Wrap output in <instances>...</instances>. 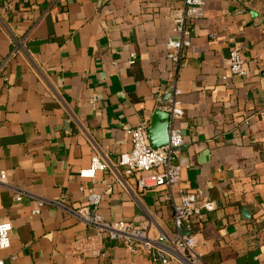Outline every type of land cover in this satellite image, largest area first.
<instances>
[{"label":"crops","instance_id":"obj_1","mask_svg":"<svg viewBox=\"0 0 264 264\" xmlns=\"http://www.w3.org/2000/svg\"><path fill=\"white\" fill-rule=\"evenodd\" d=\"M182 1L0 0V171L56 203L34 215L33 198L15 202L0 186V219L13 225L0 251L7 264H153L136 244L95 238L63 206L97 190L105 220L174 234L165 190L139 191L118 165L131 149L127 130L150 124L174 88L183 109L178 185L217 203L193 225L196 252L206 264H264V9L259 0H205L179 66L166 41ZM233 47L246 56L245 77L227 72ZM92 156L108 168L80 177Z\"/></svg>","mask_w":264,"mask_h":264},{"label":"built area","instance_id":"obj_2","mask_svg":"<svg viewBox=\"0 0 264 264\" xmlns=\"http://www.w3.org/2000/svg\"><path fill=\"white\" fill-rule=\"evenodd\" d=\"M182 7L174 11L172 24L174 37L166 41L167 58L184 66L186 61L181 56L183 52L191 47L192 33L196 25L205 16V0H183ZM215 33L210 37L214 38ZM15 52L12 50L11 55ZM134 58V55H131ZM226 69L230 75L245 77L248 75L247 60L243 50L233 47L226 57ZM226 76H222L225 79ZM180 91L173 90L168 103L161 105L159 109L169 114L168 141L157 148L149 144L147 130L148 121H140L137 125L127 130L131 141V149L121 153L118 165L123 168L126 176L134 175L139 191L149 189H164V199L171 205L172 221L175 232L172 236L159 232L157 235L149 234L147 225H135L130 221H108L101 217L96 208L102 200L101 192L91 191L86 198V204L64 209L81 223L90 226L95 231V238H106L112 241H122L127 245H137L141 251L147 254L153 264H206L195 250L196 240L191 234L193 225L205 220L206 215L217 208V203L210 199H200L191 190L181 187V166L174 163V158L183 145L184 139L181 130L175 122L183 116V109L179 100ZM108 163L101 162L97 156H92L90 166L79 171L80 177H94L96 171H104ZM0 186L7 189L15 202L23 197L35 200L32 210L34 215H39L46 205L56 204L54 201L46 200L29 191L11 185L6 180V173L0 171ZM183 226L185 234L181 232ZM13 225L8 219H0V251L8 250L11 243L10 233ZM85 250L87 239L78 240ZM103 255L102 253H97ZM0 264H7L0 258Z\"/></svg>","mask_w":264,"mask_h":264},{"label":"water","instance_id":"obj_3","mask_svg":"<svg viewBox=\"0 0 264 264\" xmlns=\"http://www.w3.org/2000/svg\"><path fill=\"white\" fill-rule=\"evenodd\" d=\"M172 93H173L172 91H169L163 95L162 99L158 101L159 107L161 105L168 103L169 99L172 96ZM169 120L170 118L167 112L159 108L154 110L151 117L149 128L147 130L149 144L152 148H157L167 143ZM242 215L247 218L250 216L246 208L242 209ZM180 229L182 233L184 234L186 233L183 226H181Z\"/></svg>","mask_w":264,"mask_h":264},{"label":"rangeland","instance_id":"obj_4","mask_svg":"<svg viewBox=\"0 0 264 264\" xmlns=\"http://www.w3.org/2000/svg\"><path fill=\"white\" fill-rule=\"evenodd\" d=\"M257 6H258L259 8L261 7L262 9H264V0H259Z\"/></svg>","mask_w":264,"mask_h":264}]
</instances>
